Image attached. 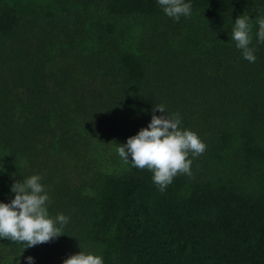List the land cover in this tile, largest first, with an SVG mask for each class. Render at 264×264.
<instances>
[{"label":"trees","instance_id":"trees-1","mask_svg":"<svg viewBox=\"0 0 264 264\" xmlns=\"http://www.w3.org/2000/svg\"><path fill=\"white\" fill-rule=\"evenodd\" d=\"M184 2L176 20L158 0H0V147L27 158L0 160V202L41 152L89 175H53L46 207L68 218L63 235L28 248L2 238L21 264L81 251L104 264H264V0ZM241 15L254 62L231 39ZM156 105L206 145L164 191L117 151L166 115Z\"/></svg>","mask_w":264,"mask_h":264},{"label":"clouds","instance_id":"clouds-1","mask_svg":"<svg viewBox=\"0 0 264 264\" xmlns=\"http://www.w3.org/2000/svg\"><path fill=\"white\" fill-rule=\"evenodd\" d=\"M164 13L176 20L191 13V4L184 0H158ZM258 40L264 42V18L257 20ZM252 23L247 16H239L234 23L231 39L236 47L242 50L243 58L254 62L255 49L252 43ZM159 110L166 115L153 114L150 124L127 139L126 144L118 145L119 156L138 169L147 168L153 172V181L164 191L178 174L191 175L193 158L202 154L206 145L198 135L191 130L179 127L181 120L178 114H169L163 105H156L153 113ZM41 177L32 175L20 182H15L11 191L15 193L11 203L0 202V238L11 241L26 242L27 247L42 244L62 234V227L68 218L60 214L55 219L50 218L46 202L49 200L44 186L40 183ZM59 224L61 227H57ZM32 264V257H28ZM63 264H104L100 255L85 254L81 251L71 255Z\"/></svg>","mask_w":264,"mask_h":264},{"label":"rangeland","instance_id":"rangeland-1","mask_svg":"<svg viewBox=\"0 0 264 264\" xmlns=\"http://www.w3.org/2000/svg\"><path fill=\"white\" fill-rule=\"evenodd\" d=\"M103 145V144H102ZM109 147V146H108ZM107 147V148H108ZM40 148V147H39ZM118 148V147H117ZM42 150V148H40ZM19 150H16L13 153H10L8 151V149L6 147H3L1 145L0 147V160L1 162H3V164L8 167L9 169H17L19 167L23 168V169H27V158L26 156L21 153L18 152ZM103 155L107 154V152H109L108 149H105L104 145H103ZM104 159V163L108 166L109 164V160H108V156H103ZM41 159H32V165H31V170L32 171V175H38L41 177L40 183L44 186V190L47 193L49 198H52V196H49L48 191L50 192L49 188L50 185L52 184V181L54 180L53 175H60L62 172L67 173V175L71 177V184L75 185V183L77 182V177H78V173L82 174L86 177H88L89 175L84 174L83 172H86L85 169H83L82 171L81 168H72L66 169V168H60V166L58 164H56V160H49L48 156L45 153L41 152ZM91 160H86V162H88ZM82 165V163H81ZM52 167L58 169L56 171H54L52 174L50 173L52 169ZM94 168V164L91 163V166L89 168V170H93ZM66 175V176H67ZM45 177H48L47 180H45ZM53 177V178H52ZM21 252L20 250L15 247L12 246L10 244H8L5 240H3L2 238H0V262L1 264H21Z\"/></svg>","mask_w":264,"mask_h":264}]
</instances>
